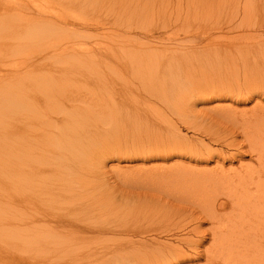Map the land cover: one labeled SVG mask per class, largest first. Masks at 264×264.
<instances>
[{"label":"bare ground","instance_id":"1","mask_svg":"<svg viewBox=\"0 0 264 264\" xmlns=\"http://www.w3.org/2000/svg\"><path fill=\"white\" fill-rule=\"evenodd\" d=\"M246 1L243 0V3ZM1 8L0 16L7 22L8 31L12 36L31 38L29 40L39 38L41 40L37 42L40 43L46 42L42 40L47 39L49 44H51V38H98L112 35L135 38L140 36L150 40L155 33L167 31L168 37L180 31L190 35L194 27L199 31L204 21L216 19V0H5ZM195 32L197 31L194 30L193 33ZM254 39L253 35L251 41L255 45H251L250 41H241L235 46L228 45L229 50H224L218 55L215 51L217 48L206 54L189 50L171 54L168 52L164 55L162 53L157 66L166 67L172 64L173 68L184 69V74L181 76L184 81L181 85L177 84L176 92L172 95L180 101V104H175V108L181 109L185 108V105H191L192 96L196 95V99L201 100L202 97L208 96L207 94L217 91H223L237 98L254 95L256 92L253 87V90L249 87L242 92L241 84L239 85V80L249 78L254 80L256 74L260 76L256 77L260 78L259 82L261 79L264 82V42L262 39L260 41ZM259 44H261L260 47H258ZM50 46H45L46 48L33 46L34 49L31 51L36 55L32 57L40 56L47 51L52 52L51 57L61 53L58 45ZM108 49L109 52H103L101 58L109 73L115 71V77L122 78L121 70L116 68V63H121L125 71L130 70V74L131 72L135 74L139 70L149 73L156 66L157 54L154 60L155 55L153 57L148 51L142 57L135 58L129 56L127 52L124 53L126 48L122 49L123 53H114L113 50ZM234 50L238 51H235L238 54L245 52L241 55L245 57L236 60L239 56L234 53ZM250 52L254 54L251 55ZM73 54L71 52L67 55L69 60L72 56L73 60L82 59V55L93 59L97 57L98 51L84 49L82 53ZM78 55H81L80 58L76 57ZM62 57L66 58L65 55ZM227 57L229 60L226 62L224 58ZM92 59L90 62L96 63V60L92 61ZM112 59L115 63L111 61ZM66 60L68 61V58ZM215 60L222 64V69L217 70L216 77L213 74L215 75L216 67L219 68L220 65L215 66ZM4 62L0 60V65H7ZM42 62L32 60L27 64L23 74L17 72L11 77L0 76L1 83L10 84L11 82L12 86H15L4 98L10 111L6 137V143L9 144L10 149L7 222L9 229L23 232L27 243L54 245L58 252V264H83V262L87 264H165L171 257H181L183 255L181 246L160 242H156V246L155 244L149 246L144 241L132 239L137 234V230H140L139 222L145 216L140 218L139 213H135L130 218L136 216L141 221L130 222L124 217L128 212L116 211L117 206L111 209L103 208L107 203L114 202L110 201L111 199L106 202L109 199L106 195L109 189L106 186L107 181L104 179V183L101 181V175L96 176L97 172L103 168L100 160L98 161L99 155H105L106 150L97 152V155L90 154L88 136L105 134L109 128L123 131L134 117L141 114L137 109L139 102L135 101V103L132 99L126 102L119 99L120 95L117 91L120 86L111 87L114 84H106L107 81L103 82L107 86H102L105 89L110 87L106 91V99L101 98L100 95L99 99L98 94L96 96L89 94L82 98L78 95L79 97L68 100H66L67 97L58 96L61 87L57 85L25 83L26 75L41 67ZM239 62L243 69L238 67ZM93 63L90 65H94ZM143 64L144 67H142ZM227 64L228 69L225 68ZM95 65L97 66V63ZM251 67L255 71L254 75L250 73L252 70L248 71ZM224 69L226 74L223 78ZM108 75L110 78L107 80H114L110 74ZM197 75L199 76L197 82L206 80L209 84L208 82L215 77L220 85L217 86L216 83V88L213 86L214 89L210 91L202 89L196 92L194 90L195 87L198 88V85L194 80ZM228 77H231L233 81L228 82ZM7 78L9 79L3 81ZM145 78L149 79L150 76ZM226 78L227 80L224 81ZM191 79L197 86L191 85L189 94L186 91L185 82L187 80L191 82ZM198 84L204 85L200 82ZM195 92L196 94H193ZM135 97H133L134 100ZM194 102L192 101V105ZM171 103L174 104V102ZM82 115L86 118H80ZM181 120L184 123H192V127L194 125V122L186 116ZM242 120L249 147L255 151L253 164L242 162L243 165L240 164L239 167L229 168L226 171L223 168V161L221 164L217 161L216 168L207 171L208 176H201L203 171L197 176L193 172L191 175L188 174V170H184L183 173L178 172V176H181V178L178 177L180 184L174 192L180 193V196H183L185 192L190 196L195 193V201L209 215H213L218 209L216 199L219 196H225L230 201L232 209L230 215L219 217L216 214V227L211 232V248L208 249L211 252L206 254L207 264H264V109L255 108ZM59 125L65 128L61 129ZM224 135L217 138L224 141L226 134ZM230 141V143L227 142V146L234 145L233 140ZM173 146L187 149V145L182 142H173ZM120 150L122 149H117L116 152H121ZM123 150L121 154L125 153ZM166 168L156 166L151 169H155L160 177L168 178L175 175L173 167L172 172ZM148 170L150 171L149 168ZM102 184L104 188L101 187ZM170 221L167 219L162 225L169 229ZM130 224L132 227H129ZM189 230L196 233L197 238L194 240L186 237L179 240L190 241V248L197 251L198 243L202 241V237L198 236L199 225L194 223ZM117 233L120 237L114 238ZM13 260L16 264L23 262L21 257H14Z\"/></svg>","mask_w":264,"mask_h":264},{"label":"rangeland","instance_id":"2","mask_svg":"<svg viewBox=\"0 0 264 264\" xmlns=\"http://www.w3.org/2000/svg\"><path fill=\"white\" fill-rule=\"evenodd\" d=\"M244 3L243 0H234V2L233 0H216V19L214 21H204L199 31L194 27L189 33L190 35H185L180 31L178 34H170V37L167 36L169 34L168 31L166 33L157 32L150 40L140 36L135 38L132 36L114 37L106 35L98 38H51V44H49V40L47 39L42 40L46 42L40 43L37 42L41 40L39 38H33L34 40L32 39V41L29 40L31 38L12 36L8 31L7 22L0 16V60H4V63L7 64L4 66L0 65V76L3 78L11 77V75L17 72L23 74L27 64L32 60L33 62L43 61L45 63L42 62L41 67L26 75L25 83L57 85L62 89L58 92V96L67 97L66 100L79 96L82 98L84 95L89 94H94L95 96L98 94L97 97L99 99L100 96L106 99L105 94L110 87L106 89L104 87L107 86L106 84H114L111 87L116 88L120 86L118 87L119 91H117V94L119 92L118 95H120L119 99L121 98L126 102L130 99L134 102H139L138 107L140 109H137L141 114L134 117L123 131L109 128L105 134L96 136L87 134L89 135L87 143L90 147V154L97 155V152L100 153L106 150L105 155H99L98 161L100 160L103 168L97 172L96 176L101 175V181H104V183L105 180L107 181L106 186L109 189L106 195L109 199L106 202L110 199V201L114 202L112 204L107 203L103 208L111 209L113 206H117L116 211L128 212V216L127 214L124 216L126 221L135 222L142 220L139 222L138 229L140 230H137V234L132 238L133 240L144 241L149 246L156 242L181 246L183 255L178 258L171 257L165 264H207L206 254L211 252L208 249L211 248V232L216 227V214L219 217L230 215L232 210L230 201L225 196H219L216 199L218 209L215 210L213 215H209L195 201V193L190 196V194H186L187 192H185L183 196H180V193L174 192L180 184L178 180L181 176H178V172L183 173L184 170H188V174L191 175V172H193L197 176L199 172L203 171L201 176H208L207 171L215 169L217 161L220 162L219 164L223 161V168L226 171L229 168H237V166L239 167L243 163H254L255 151L249 147L248 139L244 134L242 118L255 108L264 109V82L263 79L259 82L260 78H256L260 77L259 74H256V77L254 76L255 81L252 78L239 80L242 92L249 87L252 90L254 88L256 93L251 97L244 98L245 96H243L237 98L236 96H231V94L223 93V91H217L207 94L208 96L202 97L201 100H197L196 95V97L192 96V101H195L193 105L191 101V105H185V108L177 109L175 108V104H180V101L176 100L172 95L176 92V87L184 81L181 78L182 74H184V69L179 67L173 68L172 64L166 67L157 66V64L160 62L161 56L168 52V54H171L172 52L180 53L189 50L206 54L217 48L215 51H217L218 55L222 54L224 50H229L230 45L235 46V44H239L241 41H250L251 45H255L251 41L253 40V35L256 40L260 41L262 39L264 42V0H247ZM4 4L5 0H0L1 10ZM194 30L197 32L193 33ZM48 45H51L50 47L58 45L61 53L51 57L50 53L52 52L47 51L40 56L32 57L35 54V52L31 51L34 47L42 46L40 48H46L45 46ZM177 45L182 47V49ZM108 48L113 50L114 53L122 52L125 49L124 53L127 52V54H130L129 56L135 58L142 57L147 53L146 51L152 53L153 57L157 54L158 56L155 55L154 57L155 60L157 56V61H154L157 67L155 66L149 73L139 70L135 74L132 72L130 74V70L127 72L125 71L126 69H123L125 67L121 63V65L116 63L117 66H115L121 70L122 78L120 76L115 77V71L109 73L106 70L107 66L105 62L101 58L103 57V52H109ZM84 49H95V51H98L97 57H93L96 60L97 66L92 57L78 55L76 57L80 58L81 56L83 58L75 59L74 56L75 60H73V56L70 57V60L67 57L71 52L74 54L76 52L82 53ZM235 51L234 53L238 52ZM242 54H245V52L236 53L239 56L236 57V60L245 57L241 56ZM250 54L254 53L250 52ZM63 55L66 58L62 57ZM48 56L50 57L48 58ZM84 57L88 58L87 61ZM67 58L68 61L66 60ZM227 58H224L226 62L229 60V57ZM91 59L94 63L90 62ZM216 60L215 66H220L219 68L216 67V73L215 75L213 74L215 77L217 70L222 69V64ZM111 61L113 62L114 60L112 59ZM92 63L94 65H90ZM228 63L230 64V62ZM142 67H144V64ZM238 67L243 69L240 62ZM225 68H229L228 64ZM250 70H252L250 72L251 75H254L255 71H253V67L248 71ZM108 74L114 80H107L110 78ZM225 74L226 70L224 69L222 71L223 78ZM148 76H150V80L145 78ZM198 77L197 75L194 80L198 85V88L195 87L194 90L196 92L202 89L210 91L216 88V83L217 86L219 84V81L216 82L215 77H213L212 81L208 82L209 84L204 80L199 81L200 84L204 85H199V82H197ZM8 79H4L3 81ZM226 80L227 78L224 81ZM192 81L193 79H191V82L188 80L185 82V88H187L186 91L189 94L191 85L197 86ZM229 81H233L231 77H228ZM103 82L106 84L104 85ZM213 86L215 87L213 88ZM13 88L15 86H12L11 82L10 84L8 82H0V102L2 104L0 106L2 109L0 110V264H16V261L13 260L14 257H21L23 259L22 264H58V252L54 245L27 243L24 233L10 230L7 223L9 218L10 149L9 144L6 143V137L8 136L10 111L9 105L4 102V98L8 96L9 91ZM123 90L125 95L123 94ZM196 92L193 94H196ZM129 94L130 96L128 97ZM131 94L133 97L138 95V98L135 97L136 99L134 100ZM123 96L125 97L123 98ZM141 102L143 104H140ZM171 102H174V104ZM256 112L259 113V111ZM184 116L194 122L193 127L191 126L192 123H184L181 120ZM81 117L86 118L85 115ZM62 127L60 126L59 128H65V126ZM224 134H226L224 141L217 138V136H225ZM230 140H233V146H227V142ZM173 142L185 143L187 149L176 148L173 146ZM117 149H124L125 153L121 154L123 153L122 150H120L121 152H116ZM240 154L242 155L241 157L239 156ZM96 163L98 164L99 162ZM156 166L169 167L166 168L167 170L169 169V172L174 171L173 167L175 175L168 178L160 177L157 171L155 172V169H151ZM172 183L174 184L173 186ZM101 187L104 188L103 184ZM135 213H139L140 218L141 216L145 217L141 220H138L140 218H136V216L130 218ZM167 219L171 220V225L168 224L169 229H166L162 225ZM194 223L199 225L200 232L198 236L202 237V241L200 240L201 242L198 243V246L196 244L197 251L190 248V241L179 240V238L186 237L187 239L191 238L194 240L197 238L196 233L189 232ZM129 227H132V225L130 224ZM237 229L239 230V227ZM116 237H120V234H115L114 238ZM83 264L87 263L83 262Z\"/></svg>","mask_w":264,"mask_h":264}]
</instances>
